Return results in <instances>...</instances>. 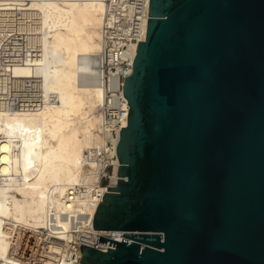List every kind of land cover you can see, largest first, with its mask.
<instances>
[{
  "label": "water",
  "instance_id": "water-1",
  "mask_svg": "<svg viewBox=\"0 0 264 264\" xmlns=\"http://www.w3.org/2000/svg\"><path fill=\"white\" fill-rule=\"evenodd\" d=\"M122 90L92 227L125 240L81 264H264V0H149Z\"/></svg>",
  "mask_w": 264,
  "mask_h": 264
},
{
  "label": "bare ground",
  "instance_id": "bare-ground-1",
  "mask_svg": "<svg viewBox=\"0 0 264 264\" xmlns=\"http://www.w3.org/2000/svg\"><path fill=\"white\" fill-rule=\"evenodd\" d=\"M148 15L149 0H0V264H81L82 244L125 240L92 222Z\"/></svg>",
  "mask_w": 264,
  "mask_h": 264
},
{
  "label": "built area",
  "instance_id": "built-area-1",
  "mask_svg": "<svg viewBox=\"0 0 264 264\" xmlns=\"http://www.w3.org/2000/svg\"><path fill=\"white\" fill-rule=\"evenodd\" d=\"M132 2L134 1V0H131ZM136 2H139V1H136ZM139 5V4H138ZM137 5V6H138ZM117 13H119L118 12V10L116 11ZM120 14V13H119ZM123 26H125V24L123 25ZM118 32H121V30H119ZM144 41V40H143ZM141 42V41H140ZM107 50H109V49H107ZM135 55H136V53H135ZM134 58H135V56H134ZM133 61H134V59H133ZM108 65V64H107ZM127 64L125 63V66H126ZM132 66H133V63H132V65H131V72L129 73V74H124L123 75V77H122V81H124V79L125 78H127V77H129L130 75H131V73H132ZM122 87H123V82H122ZM122 92H123V90H122ZM108 118H112V116L109 114L108 115ZM122 130V129H121ZM91 246H93V245H91ZM94 248H96V249H99V250H102V251H107V249H109V248H113V246L111 245L110 246V243L108 242L107 243V245H105V244H98V245H95V246H93Z\"/></svg>",
  "mask_w": 264,
  "mask_h": 264
},
{
  "label": "rangeland",
  "instance_id": "rangeland-1",
  "mask_svg": "<svg viewBox=\"0 0 264 264\" xmlns=\"http://www.w3.org/2000/svg\"><path fill=\"white\" fill-rule=\"evenodd\" d=\"M108 69V68H107ZM111 167H109L108 169H107V173L108 174H110L111 173ZM102 184L104 185V186H109L110 185V181H109V179L106 177V178H103V180H102Z\"/></svg>",
  "mask_w": 264,
  "mask_h": 264
}]
</instances>
